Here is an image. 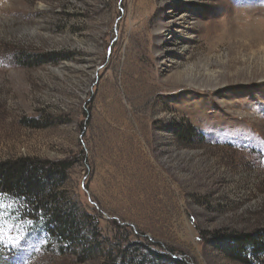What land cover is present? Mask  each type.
<instances>
[{
  "label": "rangeland",
  "instance_id": "obj_1",
  "mask_svg": "<svg viewBox=\"0 0 264 264\" xmlns=\"http://www.w3.org/2000/svg\"><path fill=\"white\" fill-rule=\"evenodd\" d=\"M18 159L68 164L57 198L97 250L0 193V264H264L221 238L264 230V0H0V163Z\"/></svg>",
  "mask_w": 264,
  "mask_h": 264
},
{
  "label": "trees",
  "instance_id": "obj_2",
  "mask_svg": "<svg viewBox=\"0 0 264 264\" xmlns=\"http://www.w3.org/2000/svg\"><path fill=\"white\" fill-rule=\"evenodd\" d=\"M68 168V164L66 165L64 162L49 163L48 165L43 163L35 164L27 159L1 162L0 193L17 194L23 198L32 196L39 198L36 206L33 207V211H41L46 214L47 224L53 227L60 236L69 241L71 239V247H81L83 254L92 253L97 248L93 244L94 241L90 239V233L84 231L79 218L73 213H66L64 206L60 204V200L57 198L58 187L65 180ZM85 218L89 217L85 215ZM89 219L91 222L92 217ZM94 228L91 231L95 230ZM95 231L94 234H96ZM261 234V238L233 236L231 241L227 236H223L221 238L226 242V246L222 247V249H224L226 254H231L229 247L233 241L239 251L248 249L254 253H264V230ZM148 256H151L149 261L147 260ZM128 258L129 253L125 249L118 251L117 255L110 252L107 254L105 264H124ZM132 262L134 264V259H132ZM135 262V264H189L187 261L176 259L170 254H158L151 251H148L147 255H142V259L140 258Z\"/></svg>",
  "mask_w": 264,
  "mask_h": 264
},
{
  "label": "bare ground",
  "instance_id": "obj_3",
  "mask_svg": "<svg viewBox=\"0 0 264 264\" xmlns=\"http://www.w3.org/2000/svg\"><path fill=\"white\" fill-rule=\"evenodd\" d=\"M180 29V28H179Z\"/></svg>",
  "mask_w": 264,
  "mask_h": 264
}]
</instances>
